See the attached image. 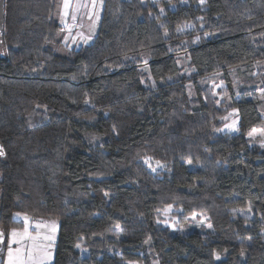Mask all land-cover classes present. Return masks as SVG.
Masks as SVG:
<instances>
[{"label":"trees","instance_id":"trees-1","mask_svg":"<svg viewBox=\"0 0 264 264\" xmlns=\"http://www.w3.org/2000/svg\"><path fill=\"white\" fill-rule=\"evenodd\" d=\"M101 1L97 33L76 47L57 0H4V246L26 215L57 222L52 264H264L263 78L242 71L228 103L198 80L219 71L232 89L229 68L261 62L264 74V0ZM228 107L234 131L219 129ZM166 206L211 227L172 231Z\"/></svg>","mask_w":264,"mask_h":264},{"label":"rangeland","instance_id":"rangeland-1","mask_svg":"<svg viewBox=\"0 0 264 264\" xmlns=\"http://www.w3.org/2000/svg\"><path fill=\"white\" fill-rule=\"evenodd\" d=\"M78 0H70V5L68 9L64 8V0H57L56 2V11L55 18L60 22L61 29L64 34L63 43L69 46H79L85 45L91 41L90 36H94L97 33L99 20L102 10V1L96 0L95 7H93L92 0H83L86 7L82 8L83 13L79 16L78 19L73 20V9L74 4ZM200 3L202 0L199 1ZM67 12V15H65ZM162 13V10L160 9ZM70 17V18H69ZM73 20V23L71 22ZM76 26L77 31L69 30ZM68 27V28H65ZM184 28H201L202 23L198 22L195 24L189 22L184 24ZM65 34L70 38L67 39ZM208 37V35H207ZM61 44L60 47L56 49V53L59 55H65L64 44ZM261 63L257 65H252L251 69H247L245 66H240V71L238 67L229 68L231 75V87L228 89L225 81L220 76L219 71H215L212 74L205 76H200L198 78L200 84L203 87V96L204 98L209 99L211 102L219 103L230 101V92L237 93L239 86L245 84V80L242 78V71L247 73L249 76L254 75L259 77L260 80L264 81L263 67H260ZM178 65L181 67L180 73L182 75L190 76L192 71L188 58L184 54L178 56ZM168 79L167 77L165 78ZM162 81V80H161ZM191 86V78L189 79L188 87ZM259 98H264V83L259 84ZM237 114L236 109L228 107L225 111L224 116L221 118L223 121L219 129L234 131L237 126ZM261 132L260 127H254L249 132L250 137L255 139ZM25 217H27L28 232L32 236H37L39 234V239L35 242L26 238H21L17 236L15 239L12 237L11 229L8 233V240L6 241L5 246L0 251V264H9V249L12 251V260L16 264H52L53 260V246L54 240L57 233V222L53 219L37 218L33 219L29 216L23 215L21 219L23 220V226L21 228L15 229L18 233L22 232L25 227ZM160 220L162 223L171 228L172 231H178L186 233L193 228H203L208 227L209 223L207 217L204 214H182L180 208L173 206H166L160 212ZM40 224L41 227L37 228L36 225ZM44 237H50V239H44ZM35 245V247H34ZM31 250V251H30ZM126 264H143L140 261H125ZM151 264H158L156 259H152Z\"/></svg>","mask_w":264,"mask_h":264},{"label":"snow or ice","instance_id":"snow-or-ice-1","mask_svg":"<svg viewBox=\"0 0 264 264\" xmlns=\"http://www.w3.org/2000/svg\"><path fill=\"white\" fill-rule=\"evenodd\" d=\"M203 2V0H202ZM95 3H96V0H92V4H93V7H95ZM69 5H70V0H64V8L65 9H68L69 8ZM81 7H86V5H81V4H78L77 5V8H81ZM65 15H67V12H65ZM75 15H73V20H75ZM3 151H0V155H3ZM145 163H148V160L146 159L145 160ZM159 163V162H157ZM149 166L151 167V165L149 164ZM27 217H25V227L23 229L22 232H17L15 229L12 230V237L15 239L17 236L21 237L22 239L23 238H26V239H29V240H32V241H36L37 239H39V234H37V236H32L29 232H28V225H27ZM37 228H40L41 225L40 224H37L36 225ZM209 227H211V225H209ZM44 239H50V237H44ZM35 247V245H34ZM31 251V250H30ZM9 264H16V262H14L12 260V251H11V248L9 249Z\"/></svg>","mask_w":264,"mask_h":264},{"label":"water","instance_id":"water-1","mask_svg":"<svg viewBox=\"0 0 264 264\" xmlns=\"http://www.w3.org/2000/svg\"><path fill=\"white\" fill-rule=\"evenodd\" d=\"M3 13H4V0H0V53L2 51V33H3ZM0 151L1 145H0ZM5 232L0 228V251L4 247Z\"/></svg>","mask_w":264,"mask_h":264},{"label":"crops","instance_id":"crops-1","mask_svg":"<svg viewBox=\"0 0 264 264\" xmlns=\"http://www.w3.org/2000/svg\"><path fill=\"white\" fill-rule=\"evenodd\" d=\"M78 4H81V5H85L84 4V1L83 0H78V1H76L75 2V4H74V9H73V15H75V21H76V19H78V21H77V24H78V22H79V16L81 15V13H83V11H82V8L83 7H81V8H77V5ZM73 17V16H72ZM70 18V17H69ZM71 22L73 23V20H71ZM73 28H70V26H69V30H74L75 29V32L77 31V28H76V26H72ZM65 28H68V27H65ZM65 37L67 38V39H69L70 37L69 36H67L66 34H65ZM89 38H92V36H90Z\"/></svg>","mask_w":264,"mask_h":264}]
</instances>
